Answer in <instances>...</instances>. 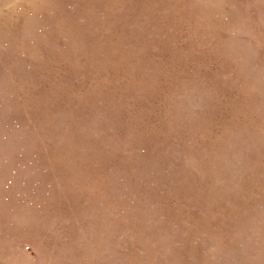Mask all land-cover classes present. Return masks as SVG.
Instances as JSON below:
<instances>
[{
    "label": "rangeland",
    "instance_id": "obj_1",
    "mask_svg": "<svg viewBox=\"0 0 264 264\" xmlns=\"http://www.w3.org/2000/svg\"><path fill=\"white\" fill-rule=\"evenodd\" d=\"M0 264H264V0H0Z\"/></svg>",
    "mask_w": 264,
    "mask_h": 264
}]
</instances>
